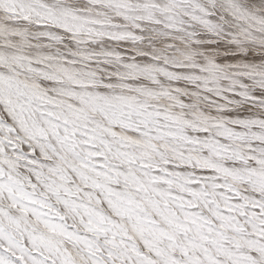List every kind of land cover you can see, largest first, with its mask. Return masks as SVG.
<instances>
[{"label": "snow or ice", "instance_id": "1", "mask_svg": "<svg viewBox=\"0 0 264 264\" xmlns=\"http://www.w3.org/2000/svg\"><path fill=\"white\" fill-rule=\"evenodd\" d=\"M0 264H264V0H0Z\"/></svg>", "mask_w": 264, "mask_h": 264}]
</instances>
